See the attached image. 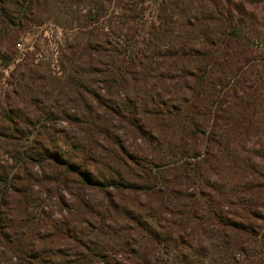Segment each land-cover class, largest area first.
Wrapping results in <instances>:
<instances>
[{"label":"rangeland","instance_id":"374dc122","mask_svg":"<svg viewBox=\"0 0 264 264\" xmlns=\"http://www.w3.org/2000/svg\"><path fill=\"white\" fill-rule=\"evenodd\" d=\"M1 2L5 14L0 15V103L4 109L12 106L18 110L15 111L22 118V131L9 138L0 136V174L17 176L24 188V197L14 191L8 195L2 223L16 236L23 237L36 253L48 251L49 259L53 262L58 259L57 264H81L78 263L74 237L90 240L95 238V234H100L105 241L110 264H264V244H257L250 236L236 233L227 235L225 240L213 215L232 212L229 213L232 216L236 211L222 208L235 197V180L230 173L235 165L232 163L230 167L211 158L196 160L188 155L184 159L186 149H200L199 140L182 139L177 127L172 132L164 131L159 124L169 129L166 122H157L150 114H144L145 110H161L159 102L165 101L171 106V103L180 102L178 95H174V85L169 78L161 85L156 79L161 73L167 74L165 68L156 65L146 81L116 86L111 90L109 100L113 106L125 109L124 103L128 100H131L128 104L137 105L136 113L129 114L126 120L106 111L94 112V103L88 94L77 95L69 79L78 85L83 84L87 91H100L103 87L97 81L95 84V64H90V58L84 54L85 46L93 40L87 28L86 14L93 9L95 2L36 0L27 20L22 23L26 32L17 41L20 42L18 61H28L31 71L15 68L18 61L8 67L3 60V56L8 55L11 36L18 27L15 21H18L17 5L21 0ZM105 13L103 11V16ZM7 20L11 23L7 24ZM101 22L104 24L105 21ZM6 94L10 96L7 103L2 100ZM36 103L47 106V110L54 113V118L39 117ZM40 119L38 125H44L35 131L36 134L42 132L37 150L43 147L47 153H56L63 160L84 164L97 179H122L142 186L152 184L146 182L144 173L132 162L133 159L116 152L119 146L113 143V139L124 146L125 153L135 156L140 165H148L150 169L157 162L153 170L163 169L162 180L175 188V196L165 198L171 204L170 209L161 211L160 196L125 189L111 190L110 197H114L116 204L113 210L106 212L108 205L102 203L109 197L93 188L82 190L73 179L64 185V170L32 159L31 163L23 164V148L32 144V139L27 140L23 133L28 134L26 131ZM136 121L143 128L147 127L148 133L150 128L155 137L163 139L160 141L162 149L155 151L149 142L139 138L141 133L136 130ZM171 121L173 124L176 122L172 118ZM94 124L98 127L96 131ZM213 153L216 157L218 152L213 150ZM183 162L194 164L193 167L205 179L212 178L220 187L222 197L220 199L217 195L213 211L198 199L199 193L210 191L183 171L182 166L186 165ZM157 166L161 168L156 170ZM132 169H137L139 174ZM191 206L195 217L185 226L183 210H192ZM126 208L141 212L147 219L149 215L158 218L164 228H156L154 232L162 242H157L156 234L151 236L148 231L132 225L124 212ZM96 211L105 212V225L93 213ZM63 225L69 227L73 238L57 232V227ZM100 226L105 229L95 231ZM11 244L12 239L7 245L0 241L1 264H24L9 248Z\"/></svg>","mask_w":264,"mask_h":264},{"label":"trees","instance_id":"16d2710c","mask_svg":"<svg viewBox=\"0 0 264 264\" xmlns=\"http://www.w3.org/2000/svg\"><path fill=\"white\" fill-rule=\"evenodd\" d=\"M95 6L86 14L88 26L92 34V42L85 46L84 54L90 58V64H95L94 75L97 83L102 84L100 91H87L83 84L69 79L74 85L77 95L88 94L94 103V112L106 111L127 119L129 114L136 113L137 105L128 104L125 109L117 108L110 103L112 89L129 83L146 81L151 69L165 68L167 74H159V84L169 78L178 95V104L159 102L161 110L148 111L144 114L156 118V121L166 122L170 128H178L182 139H190L201 143L199 148L186 149L185 158H202L207 161H223L235 165L230 171L235 182L234 195L229 205L222 208H232L236 211L232 216L213 213L225 240L227 235L236 233L250 236L255 242L264 244V0H93ZM36 0H21L17 5L19 17L18 27L11 36L8 52L3 56L7 66L18 61L20 42L18 38L25 31L24 19ZM106 3V6H105ZM103 11H106L103 16ZM4 13V4L0 0V15ZM104 18V19H103ZM101 21H105L104 24ZM6 23H11L7 20ZM23 25V26H22ZM26 32V31H25ZM90 50V51H89ZM88 52V53H87ZM90 52V53H89ZM29 62L18 61L15 68L23 67L32 70ZM150 76V77H149ZM160 93V92H159ZM3 102H8L10 96L5 95ZM131 103V102H130ZM39 117L54 118V113L47 110L43 103H36ZM49 108V107H48ZM18 110L8 106L4 109L0 103V136L10 137L22 131V118ZM93 110V109H92ZM150 114V115H149ZM171 118L176 122L173 124ZM144 121V120H143ZM37 120L23 136L31 140V145L23 148L22 163H50L54 168L64 170V185L70 180L78 184L80 189L93 188L108 196L106 212L113 210L116 204L110 197L111 190L134 192L160 196L159 208L169 210L171 204L165 198L174 195L175 188L167 185L162 179L160 166L153 170L148 165H140L135 156L125 153L124 146H119L116 152L123 153L133 159L136 167L144 173L147 183L142 186L122 179L102 180L93 174L84 164H76L63 160L58 154L47 153L43 147L37 150L42 132L35 131L43 127ZM172 122V123H169ZM155 124V123H154ZM95 125V124H94ZM145 125V124H144ZM136 130L141 133L139 138L150 143L155 151L162 149L160 137L147 127L143 128L139 121L135 122ZM95 131L98 127L95 125ZM173 129V130H172ZM32 131V132H31ZM167 134L168 132H164ZM213 150L217 156L213 157ZM167 153V148L165 149ZM46 152V153H45ZM168 155V154H167ZM186 163L183 171L210 192L199 193L198 199L208 206L210 211L217 198L222 197V191L216 181L206 178L194 164ZM140 165V166H138ZM167 165V164H165ZM163 167V166H162ZM229 167V170L231 169ZM132 172L139 174L137 169ZM17 176L0 174V241L9 248L24 264H57L49 259L48 251L36 253L32 246L24 242L23 237L16 236L12 229L2 223L6 212L7 198L10 193H18L24 197L22 182ZM90 203L88 202V205ZM192 210H183L185 226L190 223L195 214ZM96 210V209H95ZM93 210V211H95ZM132 225L148 231L152 236L156 228L161 226L158 218H144L141 212L124 209ZM99 216V221L106 223L105 212H93ZM238 213L240 215H238ZM105 229L100 226L95 231ZM94 231V233H95ZM57 232L68 238H73L69 227H57ZM157 242L162 240L154 235ZM179 241H181L179 239ZM78 249V263L110 264L107 257L105 241L101 235L95 234L94 239L74 237ZM121 246L122 243H121ZM1 264V262H0Z\"/></svg>","mask_w":264,"mask_h":264}]
</instances>
